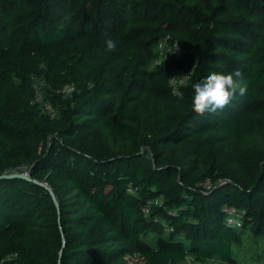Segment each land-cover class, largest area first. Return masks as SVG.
Here are the masks:
<instances>
[{
  "label": "trees",
  "instance_id": "trees-1",
  "mask_svg": "<svg viewBox=\"0 0 264 264\" xmlns=\"http://www.w3.org/2000/svg\"><path fill=\"white\" fill-rule=\"evenodd\" d=\"M237 69L245 94L189 109ZM0 176V264H238L264 241V0H0Z\"/></svg>",
  "mask_w": 264,
  "mask_h": 264
},
{
  "label": "clouds",
  "instance_id": "clouds-1",
  "mask_svg": "<svg viewBox=\"0 0 264 264\" xmlns=\"http://www.w3.org/2000/svg\"><path fill=\"white\" fill-rule=\"evenodd\" d=\"M103 45L111 51L116 42L105 35ZM194 92L189 103V109L204 112H217L227 106L237 95H243L248 90L247 83L240 70L234 72L208 71L193 82Z\"/></svg>",
  "mask_w": 264,
  "mask_h": 264
},
{
  "label": "rangeland",
  "instance_id": "rangeland-1",
  "mask_svg": "<svg viewBox=\"0 0 264 264\" xmlns=\"http://www.w3.org/2000/svg\"><path fill=\"white\" fill-rule=\"evenodd\" d=\"M46 86L42 78H35L37 92H44ZM24 169V168H23ZM264 251V241L261 238L253 237L252 234L245 233L242 236V243L234 245V254L238 264H264V259H259V254ZM126 264H141L142 258L139 256H126ZM178 264H228L219 258L200 259L194 254H189L186 259Z\"/></svg>",
  "mask_w": 264,
  "mask_h": 264
},
{
  "label": "built area",
  "instance_id": "built-area-1",
  "mask_svg": "<svg viewBox=\"0 0 264 264\" xmlns=\"http://www.w3.org/2000/svg\"><path fill=\"white\" fill-rule=\"evenodd\" d=\"M158 49L160 50L163 57L173 55V54L181 55V46H180V43L177 41L172 42V43L167 42V41H161L158 44ZM189 78H190V75L188 73L182 74L180 76H173L171 78V84L174 86V89H175L174 92L175 91L177 92L179 86L182 84H185L189 80ZM73 89H74L73 86L68 85L65 87L64 91L66 93H70L72 92ZM36 101L37 102L43 101V95L41 92H36ZM44 108L48 112H53L52 105L50 103H46ZM229 221L233 224L239 225V222L235 217H231Z\"/></svg>",
  "mask_w": 264,
  "mask_h": 264
},
{
  "label": "water",
  "instance_id": "water-1",
  "mask_svg": "<svg viewBox=\"0 0 264 264\" xmlns=\"http://www.w3.org/2000/svg\"><path fill=\"white\" fill-rule=\"evenodd\" d=\"M11 176H20V177H24V178H29V173L28 172H15L14 174H11ZM43 184L48 188V190H50L53 198H55V194L52 191V188L49 185H47L46 183H43Z\"/></svg>",
  "mask_w": 264,
  "mask_h": 264
}]
</instances>
